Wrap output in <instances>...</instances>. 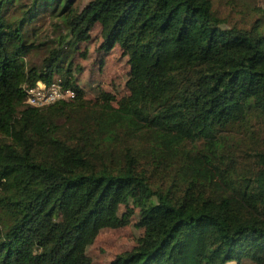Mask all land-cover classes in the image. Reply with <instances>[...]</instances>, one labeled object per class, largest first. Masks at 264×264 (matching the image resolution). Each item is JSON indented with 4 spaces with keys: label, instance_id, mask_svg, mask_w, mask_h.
<instances>
[{
    "label": "trees",
    "instance_id": "obj_1",
    "mask_svg": "<svg viewBox=\"0 0 264 264\" xmlns=\"http://www.w3.org/2000/svg\"><path fill=\"white\" fill-rule=\"evenodd\" d=\"M73 1L0 0V264H89L132 200L142 234L108 264H264V12L237 24L212 0ZM95 24L99 49L127 56L115 105L70 71ZM39 80L75 94L31 105Z\"/></svg>",
    "mask_w": 264,
    "mask_h": 264
},
{
    "label": "rangeland",
    "instance_id": "obj_2",
    "mask_svg": "<svg viewBox=\"0 0 264 264\" xmlns=\"http://www.w3.org/2000/svg\"><path fill=\"white\" fill-rule=\"evenodd\" d=\"M87 0H74V6L82 7ZM214 7L221 16L230 22L244 24L251 15L264 12V0H212ZM51 19L46 17L36 25L50 26ZM101 43L100 26L95 24L91 30V37L80 41L72 55L70 71L78 85L83 89L84 96L92 101L103 100L117 104L118 100L128 94L126 80L129 75L127 56L118 45L109 51L99 49ZM43 51V50H42ZM41 50L32 52L29 61L34 64L41 62L44 55ZM133 214L130 221L116 228H102L92 243L86 246V253L90 258L89 264H108L119 252L129 250L138 241L142 228L137 226L139 204L131 201ZM120 209V212L122 211ZM227 264H237L230 261ZM241 264H253L250 260H243Z\"/></svg>",
    "mask_w": 264,
    "mask_h": 264
},
{
    "label": "built area",
    "instance_id": "obj_3",
    "mask_svg": "<svg viewBox=\"0 0 264 264\" xmlns=\"http://www.w3.org/2000/svg\"><path fill=\"white\" fill-rule=\"evenodd\" d=\"M26 102L34 106H44L59 100L70 99L74 96V89L63 87L62 84L53 80L49 83L37 81L32 86H24Z\"/></svg>",
    "mask_w": 264,
    "mask_h": 264
}]
</instances>
